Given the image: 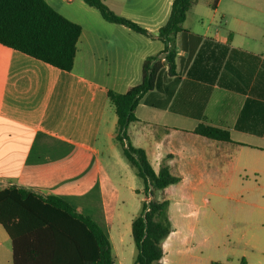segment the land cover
<instances>
[{"label":"crops","instance_id":"obj_1","mask_svg":"<svg viewBox=\"0 0 264 264\" xmlns=\"http://www.w3.org/2000/svg\"><path fill=\"white\" fill-rule=\"evenodd\" d=\"M46 1L82 26L75 63L71 71L61 70L0 44V189L23 186L66 199L102 226L115 264H133L132 221L139 212L107 209V195L116 203L127 188L136 189L116 149L117 114L107 92L124 93L139 84L144 60L164 42L105 20L83 0L82 14ZM173 1L129 0L124 15L157 35ZM174 49V72L162 57L156 85L142 96L129 137L145 149L155 171L168 164L180 177L157 192V198L170 200L172 224L160 263L226 264V230L196 224L194 217L208 194L229 199L240 193L264 202V0H196ZM201 124L228 131L231 141L196 133ZM84 155L96 161L97 209L73 201L69 188L84 181L87 167L76 160ZM70 159L75 163L68 164ZM50 181L68 188L59 191ZM66 232L74 236L21 237L15 257L0 223V264H100L86 227Z\"/></svg>","mask_w":264,"mask_h":264},{"label":"trees","instance_id":"obj_2","mask_svg":"<svg viewBox=\"0 0 264 264\" xmlns=\"http://www.w3.org/2000/svg\"><path fill=\"white\" fill-rule=\"evenodd\" d=\"M96 8L102 17L112 23L123 24L135 32L149 37L157 36L164 48L148 56L143 63L142 81L128 91L108 90V96L117 114L115 140L128 163L143 182V194L152 196L142 201V208L132 221V235L137 248L133 264H161L163 241L170 234V200L154 199L156 191L180 181L168 164L157 172L151 165L144 148L136 147L129 137V126L139 121L136 108L142 96L151 91L165 57L169 70L174 72V37L183 30L188 11L196 0H174L167 22L154 35L138 22L116 14L104 0H83ZM82 33L81 24L69 19L46 0H0V44L18 50L33 58L65 71L74 67L77 44ZM195 132L218 140L231 141L229 132L208 125H199ZM0 223L9 233L16 257L21 237L33 238L42 234L49 237L74 236L66 234L75 227H86L98 247L100 264H115L111 242L102 226L89 216L78 212L66 199L56 195H43L23 186L0 189ZM211 264H224L213 261ZM240 264H246L243 257Z\"/></svg>","mask_w":264,"mask_h":264},{"label":"rangeland","instance_id":"obj_3","mask_svg":"<svg viewBox=\"0 0 264 264\" xmlns=\"http://www.w3.org/2000/svg\"><path fill=\"white\" fill-rule=\"evenodd\" d=\"M79 0H56L57 6L61 10H72L78 14H82L83 10L78 2ZM107 5L118 15L125 16L127 13V3L129 0H104ZM127 17V16H125ZM116 144V149L119 155L124 158L121 147ZM53 144L50 147H54ZM107 156V154H106ZM78 164H83L87 167L84 171V181H74V185H70L72 190L73 201L82 200L94 209L100 205V184L95 177V158L89 155H84L80 159H76ZM68 164H74L75 159L66 161ZM55 163H58L56 161ZM127 169H130L131 174L134 175V184L136 189L127 188L125 196L122 200L115 203L111 200V196L107 195V209L113 210L117 208L125 211L126 214L130 212H140L142 208V201L145 198L143 194V182L135 173L134 168L130 166L127 161ZM51 185L53 182L50 181ZM68 184V183H66ZM53 187L57 190L68 188V186L54 183ZM60 191V190H59ZM157 192L154 199H157ZM243 196L236 194L229 199L222 198L217 195H205L197 203V209L200 214L196 219V224L208 225L223 228L226 230L229 238L225 240L229 243L227 257L224 262L226 264H240L244 257L249 261V264H260L262 255H264V210L260 208L264 202L257 198H242ZM247 200V203L244 201ZM99 209V208H98ZM101 209V208H100ZM130 239L132 238L129 236ZM263 264L264 260L262 259Z\"/></svg>","mask_w":264,"mask_h":264},{"label":"built area","instance_id":"obj_4","mask_svg":"<svg viewBox=\"0 0 264 264\" xmlns=\"http://www.w3.org/2000/svg\"><path fill=\"white\" fill-rule=\"evenodd\" d=\"M151 199H152V196H151V195H149V196H145V198H144V200H145L146 202H149Z\"/></svg>","mask_w":264,"mask_h":264}]
</instances>
